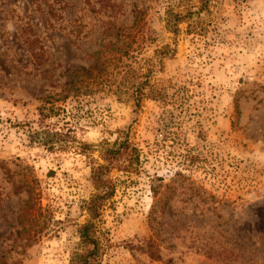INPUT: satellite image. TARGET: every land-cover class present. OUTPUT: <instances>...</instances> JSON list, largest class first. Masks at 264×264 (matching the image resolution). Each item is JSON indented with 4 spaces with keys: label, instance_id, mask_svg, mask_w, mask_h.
<instances>
[{
    "label": "rangeland",
    "instance_id": "374dc122",
    "mask_svg": "<svg viewBox=\"0 0 264 264\" xmlns=\"http://www.w3.org/2000/svg\"><path fill=\"white\" fill-rule=\"evenodd\" d=\"M205 3L203 33L167 28L171 4ZM139 13L138 62L171 50L165 98L136 108L96 86L57 102L46 149L44 98ZM125 140L139 163H116L92 221L93 172ZM88 222L96 264H264V0H0V264H78Z\"/></svg>",
    "mask_w": 264,
    "mask_h": 264
},
{
    "label": "trees",
    "instance_id": "16d2710c",
    "mask_svg": "<svg viewBox=\"0 0 264 264\" xmlns=\"http://www.w3.org/2000/svg\"><path fill=\"white\" fill-rule=\"evenodd\" d=\"M206 3L198 11H193L190 6L171 4L167 9L166 25L169 30L178 34L179 26L188 23V32L203 33L204 25L195 20V16H200L205 9ZM140 14V13H139ZM135 15L132 27L120 29L117 38L111 39L108 44L102 45L101 49L93 55L94 63L88 67L75 69L71 72V80L66 82V87L60 94L49 95L43 100L39 108L41 132L37 136H42L39 142L49 151H54L60 145L62 134L48 129L47 120L57 116L56 103L64 101L69 97L78 95H89L96 86L108 89L119 98L129 95L136 108H140L142 102L147 99L163 100L166 96L159 83L153 82L155 73L162 71V58L169 55L171 50L164 49L156 52L158 63L150 65L145 69L144 64L138 62L135 54L139 53L146 36H138L143 32L144 23L142 14ZM140 40H142L140 42ZM173 52V51H172ZM147 62V61H145ZM151 63V62H150ZM146 70V72H144ZM108 166H99L93 172V183L98 194L93 196L87 203L86 209L92 219L100 217V210L103 205L114 195L115 189L110 186L106 177L116 166L122 157L135 159V164L139 163L137 150L123 141L116 149H106L103 152ZM130 160V161H131ZM132 162V161H131ZM134 165V164H133ZM82 244L86 247V252L81 256L78 264H96L100 257V245L95 235L94 222H88L79 230Z\"/></svg>",
    "mask_w": 264,
    "mask_h": 264
}]
</instances>
